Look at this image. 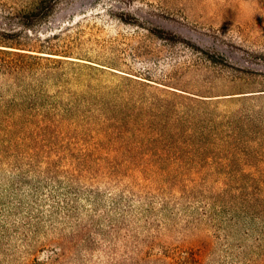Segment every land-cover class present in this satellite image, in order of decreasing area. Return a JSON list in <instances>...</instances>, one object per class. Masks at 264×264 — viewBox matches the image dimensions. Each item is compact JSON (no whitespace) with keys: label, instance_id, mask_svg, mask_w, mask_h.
<instances>
[{"label":"trees","instance_id":"obj_1","mask_svg":"<svg viewBox=\"0 0 264 264\" xmlns=\"http://www.w3.org/2000/svg\"><path fill=\"white\" fill-rule=\"evenodd\" d=\"M60 3L35 0L21 11L20 24L31 30ZM120 19L141 25L131 13ZM149 31L162 40L177 41L163 29ZM20 35L0 32V264H34L37 260L28 255L31 253L21 254L19 243L25 245L31 233L46 226L65 240L62 228L66 223L75 222L71 229L76 235L102 217L105 204L119 213L107 219L113 230L121 225L131 227V216L153 218L152 226L157 229L127 255L110 252L107 264H264V106L246 112H219L222 102L189 96L188 111L181 114L166 106L156 110L157 102L149 106L131 103V98L115 104L109 98L120 102L123 94L104 86V69L50 46H38V42L26 45ZM260 98L264 97L255 99ZM79 128H88L91 136L77 132ZM86 138L113 145L102 148L94 143L91 148L81 143ZM128 142L131 149L124 148ZM101 149L109 154L126 150L134 156L144 152L145 157H96ZM36 153L38 161H26L25 154ZM21 162L29 168L28 174L37 171L38 165L35 182L21 173L25 171ZM12 166L16 167L14 174L9 173ZM250 170L254 172L248 173ZM126 177L132 180V189L124 184ZM210 182L234 188L178 189L184 184ZM28 183L32 194L38 193V200L27 201L23 196ZM82 200L94 206L88 224L79 206ZM179 205H200L204 214L220 218L230 229L241 223L244 235L257 234V244L252 251L238 244L236 248L241 250L233 254L226 234L228 252L222 258L216 257L207 237L192 248L161 242L160 230L167 223L163 219L172 217ZM65 253L64 249L55 259L37 262L62 264Z\"/></svg>","mask_w":264,"mask_h":264},{"label":"rangeland","instance_id":"obj_2","mask_svg":"<svg viewBox=\"0 0 264 264\" xmlns=\"http://www.w3.org/2000/svg\"><path fill=\"white\" fill-rule=\"evenodd\" d=\"M34 1L0 0V32H20L18 38L26 45L38 42V46H50L98 65L106 71L104 86L123 94L120 102L109 98L115 104L122 105L125 98H131V103L149 106L157 102L156 110L166 106L181 114L188 111L191 97L222 102L219 112H246L264 106V98L255 99L264 97L258 96L264 94V0H61L52 15L27 31L19 17ZM127 13L136 16L141 25L124 23L120 16ZM151 28L172 33L177 41L162 40L149 31ZM79 130L91 136L88 128ZM89 139L81 143L91 148L94 143L102 148L113 145ZM131 147L128 142L124 148ZM109 155L117 160L145 157L144 152L134 156L126 150L109 154L107 149H101L95 154L99 158H111ZM25 156L26 161L31 158L38 161V153ZM20 164L25 168L20 172L27 175L29 182H35L38 165L37 171L28 174L29 168L23 162ZM15 168L9 167V173L14 174L11 172ZM125 180L124 184L132 189V180L128 177ZM30 184L24 186L22 194L27 201L38 200V193L32 194ZM233 188L210 182L203 186L184 184L178 189L194 192ZM175 200L181 204V200ZM170 203L174 205V199ZM79 206L88 224L94 206L83 200ZM101 211L102 217L76 235L71 229L75 222L66 223L62 228L65 240H60L59 233L47 226L39 233L38 230L31 233L28 243H19L21 254L31 253L28 255L42 262L55 259L58 253L64 254L65 249L67 256L62 264H107L110 252L115 250L122 255L133 252L154 228L153 218L147 221L146 217L131 216L128 218L131 227L121 225L113 230L107 219L119 213L110 210L107 204ZM173 212L172 217L163 219L167 223L159 234L161 242L168 245L192 248L207 237L213 242L216 257L224 258L228 243L233 254L240 252L238 244L250 251L257 244L256 233L244 235L241 223L230 229L227 223L221 224L220 218L204 214L200 205H179ZM226 234L230 236L228 243Z\"/></svg>","mask_w":264,"mask_h":264}]
</instances>
